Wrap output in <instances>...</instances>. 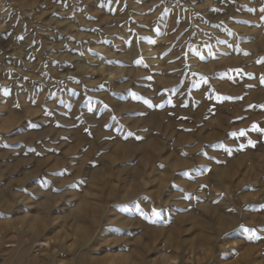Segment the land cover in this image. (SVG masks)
I'll return each instance as SVG.
<instances>
[{"label":"rangeland","instance_id":"rangeland-1","mask_svg":"<svg viewBox=\"0 0 264 264\" xmlns=\"http://www.w3.org/2000/svg\"><path fill=\"white\" fill-rule=\"evenodd\" d=\"M262 8L0 0V264H264Z\"/></svg>","mask_w":264,"mask_h":264},{"label":"snow or ice","instance_id":"snow-or-ice-1","mask_svg":"<svg viewBox=\"0 0 264 264\" xmlns=\"http://www.w3.org/2000/svg\"><path fill=\"white\" fill-rule=\"evenodd\" d=\"M261 12H264V8L261 9ZM137 63H141V61H137ZM261 83H264V78L261 79ZM254 131L260 132L262 131L258 126H256L255 124L252 126ZM251 143V142H250ZM252 146H254V144H252ZM154 214H156L154 212Z\"/></svg>","mask_w":264,"mask_h":264}]
</instances>
